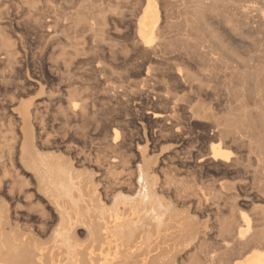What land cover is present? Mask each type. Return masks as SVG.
<instances>
[{
	"label": "bare ground",
	"instance_id": "1",
	"mask_svg": "<svg viewBox=\"0 0 264 264\" xmlns=\"http://www.w3.org/2000/svg\"><path fill=\"white\" fill-rule=\"evenodd\" d=\"M105 1L73 0L74 10L65 13L53 0L41 1V7L27 0V13L34 12L29 26L34 32L44 29L50 40L58 37L60 26L75 27L94 51L90 64L97 50L110 46V30L118 27L110 18H133L130 60L147 64L141 79L124 84L123 73L97 60L83 78L99 79L98 91L107 99L150 82L160 85L165 93L156 97L163 110L151 115L159 136L177 145L170 159L176 157L182 166L193 158L185 120L204 119L208 161L238 180L190 184L167 177L159 161L172 162L158 157L148 139L127 136L118 102L102 109L95 91L78 85L79 72L58 71L60 83H44L42 107L25 102L18 68L27 55L26 35L13 38L0 24V85L10 91L3 100L12 104L0 130V264H264V207L259 206L264 173H258L264 167V0H185L183 7L177 0H126V11ZM11 14L0 13V21L15 31ZM206 35L216 48L207 41L203 45ZM77 48L76 54L86 50ZM171 74L175 78L169 84ZM221 75H229L228 88L234 85L238 104L219 115L217 103L204 106L194 98L203 93L206 80L215 84L211 95L219 102ZM180 84L187 93L175 90ZM52 107L65 132L59 141L47 130ZM20 200L30 208L36 205L38 222L22 220Z\"/></svg>",
	"mask_w": 264,
	"mask_h": 264
},
{
	"label": "rangeland",
	"instance_id": "2",
	"mask_svg": "<svg viewBox=\"0 0 264 264\" xmlns=\"http://www.w3.org/2000/svg\"><path fill=\"white\" fill-rule=\"evenodd\" d=\"M14 1H15V5H14ZM19 1L23 5V8H22V5H20ZM19 1L18 0H8V1H4L3 3L0 2V11H2L0 13H6L7 11H9L10 14L12 13L11 16L14 15L13 16L14 20L12 21V24H13V28L15 31H12V29H10L7 26V24H8L7 21L1 20L0 24H1V26L3 25V27L5 26L4 28L7 30V33H9V36H11L13 38H15V34H19L22 36L26 35L25 40L27 43L25 46L27 49V55H26L25 59H23L22 65L18 68V77L24 83L22 97H23V100L25 102L32 101V102H34V104L36 103L40 107H42L43 106L42 102L46 98V93L44 92V90H42V86L44 83H49V84H52L53 86L57 85L58 82L60 83V79L58 77L59 76L58 71H60L63 74H66L67 72H77V73L79 72V74L82 75V78H83L84 77L83 75H86V74H84V73H86L85 71H87L89 68L94 66L97 63V61H102V63L105 64V66L107 65L108 69L109 70L111 69L112 72H114L115 74L123 73L126 76V79H125L126 81H125V83L123 82L124 84H127L128 82H134V81L140 80L142 77V74L145 73L147 64H145V63L143 64L141 62V60H139V59L130 60L131 55L133 53L131 50V46H130V37H132L133 30L130 29L129 25H130V22H132L134 20L133 18H131L133 20H131L129 18V16L122 19V20L119 18H112V19L110 18L109 22L111 25H112V23H115L116 25H118L117 29L113 28L110 30V34H109L110 40H108V44L110 46L109 47L104 46L103 50H101V49L97 50L95 52L96 53L95 58H94L95 60L93 59L94 62L91 61L90 64H87L90 60H92V59H90V60H88V59H89V56H91L90 54H92V52H94V51L88 50V48L86 47L87 43H83V38H82L83 34L81 35L80 31L76 30L75 27H71L70 25L65 26V27L60 26L58 28V32H57L58 37L54 40H50L48 37V34H46V32H44L45 31L44 29L42 30L44 33L41 32L40 30H37L34 32L31 29V27L29 25L31 24L30 22H31L32 17H30V16H33L32 14H34V12L32 11L31 13H27L28 12V7L26 5L27 0H19ZM35 1H37L36 4H38V6L41 7L43 5V3L41 2L43 0H35ZM61 1L62 0H53L52 5H55V3H56L57 7L61 6L60 10L61 11L64 10V12L67 11L65 13L70 12L68 10H71V11L74 10L73 7L71 8L73 0H63L62 1L63 3ZM113 1L116 3V6L120 5L119 8H122V10L126 11V9L128 8V6H127L128 3L126 2V0H107L105 2L112 4V3H114ZM181 1H185V0H177V2H176V4H178L177 6H179V4H180V6L182 5L181 3H183V2H181ZM74 2H75V0H74ZM63 4H65V5H63ZM112 5H115V4H112ZM181 7H183V6H181ZM181 7H180V9H181ZM24 9H25V11H24ZM178 9H179V7H178ZM14 13H16V14H14ZM49 14H48L49 16H52L53 12H52V14H51V12H49ZM66 17L67 16H65L64 18H66ZM177 18L178 17H174L171 20L177 21L178 20ZM179 18H181V16ZM18 23H19V25H18ZM15 24H16V26H15ZM23 24H24V27H23ZM26 24H28V25H26ZM71 28H72V30H74V32H72ZM61 29H62V31H61ZM38 33H40L45 38L41 37L40 34L38 35ZM43 34L44 35L46 34V35L44 36ZM206 37H207L206 39L203 38V39H205V40H203V45L208 44V47L211 46V48H216L213 45L214 44V41H212L213 38H210V36L208 37V35H206ZM205 41H207V42L204 44ZM211 42L213 44H210ZM261 43L264 44V41H262ZM88 46H90V45H88ZM73 47L74 48L84 47V48H86V50L78 51V53L76 54V53H74ZM79 48H77V49H79ZM172 49L176 50L177 46L175 48L173 47ZM213 51H216V49ZM128 54H130V55H128ZM128 62H130V63H128ZM55 64H56V67L58 66V68L55 67ZM0 71L4 72V67L1 66V64H0ZM57 74H58V76H57ZM225 76H227V77H225ZM225 76L221 75L220 78L222 80L219 78V82L221 83L223 81L222 83L224 84L226 81V83H228V84L225 83L226 85L222 84V85H219L218 87H216V90L218 89L217 91L220 90L218 92V93H220L218 96V99L220 98L219 102H215V100H216L215 97L211 95V91L214 90L213 86H215V84L209 83L206 80H203L201 82L203 85V89H204L203 93H201V95L197 99L194 98L195 99L194 103L200 102L204 106H208L211 101H212L213 105L217 103L216 109L214 110V112L218 113L219 115H221L222 113L227 111L230 107L234 108V106H236L238 104V100H237L238 93L234 94V92L236 90V89L234 90V85H233V88H231V89L228 88L229 87L228 85H230L232 87V85L229 84V83H231V82H229L231 80H230V77H228L229 75H225ZM98 77L99 76H97L96 78L98 79ZM170 77H171V79H170ZM170 77H169L170 81L168 79V82H169V84H172V81L174 82L175 76H174V74H171ZM82 78L79 79L78 85L82 86V84L83 85L88 84V86H90V88H91V91L92 92L95 91V93H96L94 95V97L97 98V104H100L101 102H103V103H101L102 109L109 106V105L115 104L118 106V104H119V106H118L119 110L122 109V110H120L121 111V118L120 119H121V123H122L121 129L123 128V130L125 131L127 136H132V137H136V138L139 137L143 141H144V139H148L149 140V143H148L149 146L151 145L150 143H152L155 146L156 152L158 153V157H160V158L162 157V159L166 158L165 163H167V162L171 163L172 162V165L169 164L166 166V164L159 161V164H160L159 166L161 167V169L164 168L163 171L165 172V175L167 177H169L171 179L172 178H174V179L181 178V179L185 180V182L190 183V184L206 183L207 181H209V179L212 180V178L214 180H218V181L220 180L221 182H226V183L236 182V180H238L235 174H233L229 171H225L223 166H221L219 163H213L210 160L208 161L207 151H208L210 141L208 139V130L205 129L207 127L205 125L204 119H195L194 118V119H187V121L185 120V125L187 126V128H189V131H188L189 132L188 137H190L189 140H191L192 142L194 141V145H193V143H191L193 145V147H191L192 145L188 147L191 151H193L192 152L193 158H191V159L187 160L185 163H183V165H182L183 167L181 166L182 163L180 162V160L176 159V157H173L172 159H170L169 154L173 155V153H172L173 148L174 149L177 148V145L175 144V142L173 141L172 138H161L159 136V134L157 132V126H155V124H158V121L156 122V120L154 118H152V115H151L152 112H156V111L161 112L163 110V106H161L162 103L156 97L157 93H163V91H164V90H162V87L160 85L153 84L152 82H150L147 86L146 85L142 86V88H140L137 91L136 90L133 91L129 95H127V94L123 95V96L121 95L120 97L118 95L117 98H115L113 96L112 98L107 99L105 95L101 94L100 91H98L99 88L97 86V84H98L97 82L99 81V79L98 80H96V79L90 80L86 76L83 79H86V78H87V80L89 79L90 82L88 81V83H87V81L82 80ZM35 82L39 83V86L37 84H34ZM220 83H217V85ZM222 86H225V89H224V87L222 88ZM178 87H180V88H178ZM178 87H176L175 90L178 91L179 95L187 93V90L183 85L180 84ZM2 88H3V86L0 85V130L1 131H2V129H4V125L7 124L6 122H8V118L10 117V114H11L9 109L11 108L10 105H12L9 102H6L5 100H3L5 98H7V95L9 96L10 91L9 90L5 91V88H3V90H2ZM226 88L228 90L230 89L231 91L229 90L228 91L229 93L226 92L227 91ZM172 92H173V90H172ZM164 93H165V91H164ZM114 99H115V101H114ZM227 101H229L228 102L229 105L226 104ZM116 102H118V104ZM250 102H251V100H250ZM222 103L225 104L227 107L224 108V105L221 106ZM218 106H220V107H218ZM50 109H49V114H48L47 119H46L47 121L49 120L48 121L49 123H47V130L50 133V135L56 136L58 138L57 141H59V138H62L63 134L65 132L63 131L62 126L58 123V121L56 119H54V115L56 113V108L52 107ZM225 109H227V110H225ZM2 113H3V115H2ZM96 117H100V116L96 115ZM123 120H124V125H123ZM154 122H155V124H154ZM204 125H205V127H204ZM91 133L94 134L93 130ZM74 141H77V140L74 139ZM133 149L135 150V146H133ZM231 152L233 155L234 151L231 150ZM135 153H137V152L135 151ZM200 155H203L202 156L203 160L201 162H198V160L200 159V157H199ZM251 159H252V161H251L252 167L251 168L253 169L254 166L256 168L254 156H251ZM262 168H264L263 165L258 167V173L259 174H262V172L264 173V171H263L264 169L262 170ZM29 182L31 184V185H29V187H30V186H32V180H29ZM32 189H33V187H30L28 190L33 191ZM34 198H35V195L33 193V196L31 198L32 200H34L33 202H35ZM21 201L22 200H20V207L17 209V211L22 215V220L29 221V223H32V222L36 223V221L38 222L39 219H38V213L36 211V205L33 204V205H31V207L32 206H35V207L30 208L29 206H27L25 201H23L22 203H21ZM262 201L259 202V204H260L259 206L263 208L264 207L263 206L264 201L263 202ZM240 207L243 210H245L246 212L249 211L251 208L248 204H243V203H240ZM47 209L50 210V207H47ZM209 240H208V242L211 243L212 240H210V241Z\"/></svg>",
	"mask_w": 264,
	"mask_h": 264
}]
</instances>
